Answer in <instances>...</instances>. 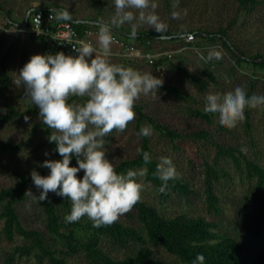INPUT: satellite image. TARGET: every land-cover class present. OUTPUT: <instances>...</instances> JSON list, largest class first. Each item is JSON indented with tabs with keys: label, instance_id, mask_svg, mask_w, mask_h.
Segmentation results:
<instances>
[{
	"label": "rangeland",
	"instance_id": "374dc122",
	"mask_svg": "<svg viewBox=\"0 0 264 264\" xmlns=\"http://www.w3.org/2000/svg\"><path fill=\"white\" fill-rule=\"evenodd\" d=\"M27 1L28 8L25 7L27 11H23L24 13H28L29 9L32 8L31 5L36 6L34 4L37 2L42 1L50 4L52 0ZM34 1L37 2L33 3ZM112 1L104 0L108 8L102 9L95 0H66V2L60 0L64 5L69 6L71 9L77 8L82 11V14L88 16L100 9L102 15L109 16L112 13V6H110L113 5ZM182 1H180V4L178 3L176 9H173L172 4L168 5L164 0H156L158 4L156 12L165 25L162 31L185 33L191 29L204 28L206 31L215 33L221 27H230L232 20H237V24L229 29V34L235 39L237 47L243 49L248 56L254 55L258 50L263 51L262 54H264V25L262 23L264 4L259 5L253 13L247 14L239 11V6L235 0H187V2L184 0L185 4ZM18 2V0H13V3L18 4ZM43 7H46V5ZM174 11L178 13V16H173ZM140 28L156 31L147 25ZM95 44L98 48L97 39H95ZM213 49L222 53L221 59H207L208 52ZM149 50L153 52H173V58L169 59V67L155 71L153 66L145 61H135L128 64L115 55L110 56L109 59L114 64L125 67L130 66L141 72L153 73L154 76L163 80V86L180 89L187 95L188 99L174 98L166 93L162 86L156 98L141 96L136 102V106L142 107L144 112L155 116L158 121H162L179 131L190 133L191 131L204 130L210 135L207 139L197 138L191 140L189 137L184 138L181 144L184 150L179 151L173 149V144L169 138L163 137L159 132L153 130L150 135L153 154L158 159L161 157L170 158L177 172L186 175L194 183L195 190L203 189L202 165L205 160L212 161L215 158L217 144L242 149L249 157L257 160L264 167V105L257 108H245V118L249 115L252 125L250 131H248L245 121L232 129L222 127L218 122V113H208L210 121L193 115L194 110L204 111V97L209 92L223 94L232 91L236 86H242L249 96L252 94L264 95V70L258 67L239 65L234 54L224 47L219 40L208 42L203 38L195 37L193 42H188L186 40L170 41L169 39L153 44ZM118 51L117 48L111 50V52ZM35 54L47 55L51 53L45 49L41 42L33 41L25 32L16 30L12 33L0 32V63L8 57L6 65L8 68L7 75L10 78L7 89L0 87V115L7 113L9 107L14 105L20 111L27 109L39 111L24 95L23 87H18L13 82L18 79L19 71ZM217 62H222L220 66L225 67L227 72L222 76L218 75L221 77L220 80L217 83L210 84L205 92L190 84L184 72L180 71V69H183L202 76L211 64ZM2 76L3 69L0 67V77ZM69 102L83 103V99L71 97ZM134 111L136 113L135 120L129 123L124 132L113 131L105 137L106 156L114 167L120 160L128 159L137 153L140 141L135 135L138 113L135 109ZM35 125L41 127L37 130L34 144L29 145L22 152H0V189L16 183L18 181L16 172L18 171L31 176V171L35 169L41 175L42 171L47 169L39 166L44 160H59L54 147L51 145H47L44 150L35 148L36 143L45 141L49 136V131H52L51 129L48 131L47 126L42 124L37 112L26 115L24 118H18L12 123L0 124V139H12L15 142L24 141L28 139ZM145 125L149 124L146 122ZM45 152H48L49 155L45 156ZM220 164L227 169L231 177L223 179L216 188L221 207L219 214L207 210L204 192H201L199 196L193 195L191 204H188L186 199H172L167 212L174 214L183 211L193 216H206L209 220L219 224V233L233 236L247 243L248 254L254 261H257L259 245L256 229L257 225L260 224L264 232V190L258 191L256 188L257 181L250 180L246 172L237 171L231 161L220 160ZM70 166H78L75 159L71 158ZM78 174L84 175L83 171ZM138 182L143 184L142 177L139 176ZM29 190L34 196L38 197V189L35 186H30ZM154 197L151 188L146 186L142 192V198L158 206ZM17 210L27 227H39L42 231H45L43 208L37 199L29 195L26 201L17 205ZM120 219L126 221V214L121 216ZM135 225L139 227L137 221ZM2 227L3 222L0 221V264H2L3 255L10 252L13 246V243L7 241L1 233ZM46 238L52 248L62 247V244L55 242L56 236L48 234ZM15 243H21V240L16 239ZM108 247L116 255H124L131 251L119 249L113 245ZM153 248L159 259L171 264H183L176 256L167 253L163 248L157 246H153ZM71 260L72 262L76 261L77 264H89L83 257H76ZM22 264H31V262L24 261Z\"/></svg>",
	"mask_w": 264,
	"mask_h": 264
},
{
	"label": "trees",
	"instance_id": "16d2710c",
	"mask_svg": "<svg viewBox=\"0 0 264 264\" xmlns=\"http://www.w3.org/2000/svg\"><path fill=\"white\" fill-rule=\"evenodd\" d=\"M164 1L168 5H173V0ZM180 1L178 0L179 4ZM185 1L187 2V0ZM185 1L182 2L185 4ZM235 1L239 6V11L247 14L253 13L259 5L264 4V0ZM95 2L102 9L108 8L104 0H95ZM110 6H112V13L109 16L102 15L101 9L90 16L84 15L81 10L71 9L61 3L60 0H52L44 9L57 8V15L62 11H67L70 14L69 17L75 21H81L74 23V26L80 33H83L88 27L98 31L99 22L102 19L107 21L114 12V6L112 4ZM0 9L4 10L1 4ZM31 18L32 15L29 17V26ZM26 19L27 14L24 15V20ZM262 23L264 25V19ZM235 24H237V20H232L230 27H221L215 33L206 31L204 28L191 29L185 33L170 32L168 30L158 33L151 29L139 28L136 37H121L126 41L137 43L143 49H150L153 44L165 41L156 39L157 36H172L170 41H185V37L192 33L195 37L203 38L208 42L219 40L224 47L234 54L239 65L258 67L264 70L263 51L258 50L254 55L248 56L243 49L237 47L235 39L229 34V29ZM8 25L10 26L9 23ZM118 29L130 33L128 24ZM181 35L185 36L181 37ZM29 37L33 41L41 42L52 55L57 53L45 39H39L33 35H29ZM7 58L0 63V67L3 69V76L0 77V87L5 89L10 83V78L7 75ZM221 63L211 64L202 76L183 69H180V71L184 72L190 84L205 92L210 84L217 83L220 80L221 77L213 72V67ZM151 66L155 71L163 70L169 67V59L160 58ZM162 88L174 98L188 99L187 95L176 87L164 85ZM134 109L138 113L135 135L140 141L138 146L140 152L137 151L134 156L120 160L115 166V170L117 173H126L129 169L135 171L146 170V174L142 176V182L145 186L151 188L158 206L142 198L130 212L126 213V221L119 219L112 225L95 228L87 216L81 218L79 222L65 223L64 217L70 213L71 201L50 192L48 198L40 202L45 220V231H42L39 227H27L17 210V205L28 199L29 195L26 192L29 191L30 186H34L31 176L18 171L16 172L18 181L13 185L0 189V221L3 222L1 233L7 241L13 243L11 251L3 255L2 264H22L24 261H30L31 264H77L76 261L72 262L71 260L76 257H83L89 264H171L159 259L153 246L163 248L167 253L176 256L183 264H192L198 253L204 255V264H264V232L260 224L257 225L256 229L259 257L257 261H254L248 254V244L233 236L219 233L217 222L211 221L203 215L193 216L183 211L174 214L167 212L172 199H186L187 203L191 204L193 195L199 196L201 192H204L207 210L219 214L221 207L216 188L223 179L231 177L227 169L220 164V160L231 161L237 171L246 172L250 180H256L258 191L264 190V167L257 160L249 157L242 149L217 144L215 158L212 161L205 160L202 165L204 175L202 190H195L194 183L186 175L178 172L176 179L168 181L166 192L161 193L158 189L162 186V181L155 175L160 159L153 154L150 136L139 135L141 126H144L147 122L153 130L159 132L163 137L169 138L173 144V149L179 151L184 150L181 145L184 138L189 137L191 140L197 138L207 139L210 135L204 130L191 131L190 133L179 131L162 121H158L155 116L144 112V109L138 105H135ZM33 112L39 113L35 109L20 111L15 105L11 106L7 113L0 115V124L12 123L16 119L24 118ZM193 115L210 121V116L205 111L194 110ZM244 121L247 129H249L248 131H250L252 125L249 115ZM40 127V125H35L28 139L21 142H15L12 139H0V152L17 153L24 151L29 145L36 142L35 135ZM47 145H51L54 149L56 147L54 143H49L46 139L37 142L35 148L44 150ZM144 151L150 154V163H144L142 158ZM56 156L59 160H62L57 152ZM72 158L76 160L74 155ZM49 172V169L43 170L41 175L47 176ZM77 175L78 178L83 177ZM136 179L138 181L139 176ZM39 195L40 190L38 189V197ZM136 221L139 227L135 225ZM48 234L56 236L55 242L62 244V247L52 248L46 238ZM16 239H20L21 243H15ZM108 244L131 251L124 255H116L108 247Z\"/></svg>",
	"mask_w": 264,
	"mask_h": 264
},
{
	"label": "clouds",
	"instance_id": "9594fccd",
	"mask_svg": "<svg viewBox=\"0 0 264 264\" xmlns=\"http://www.w3.org/2000/svg\"><path fill=\"white\" fill-rule=\"evenodd\" d=\"M113 6L111 17L99 22L98 48L81 41L73 49L75 56L62 51L54 55H32L13 81L23 87L24 95L39 109L42 124L52 130L47 139L56 145L54 151L62 157V160L46 159L39 165L50 170L47 176L35 169L31 171L32 182L40 195L36 197L30 190L26 194L38 202L45 201L50 192L64 197L71 201L65 223L79 222L87 216L95 228L112 225L130 212L141 201L146 187L136 179L144 176L146 170L116 172L106 156L105 137L113 131L124 132L135 120L134 108L141 96L156 98L163 86V80L153 73L114 64L109 59L113 29L128 24L134 37L145 25L158 33L165 28L156 12V0H113ZM172 7H178V0ZM69 15L62 11L57 19L67 20ZM173 16L178 13L174 11ZM221 57L222 53L213 49L207 59ZM71 97L81 98L83 103H70ZM204 101V111L218 113L219 124L232 129L244 121L246 107L264 105V95L249 96L244 87L236 86L223 94L209 92ZM152 132L151 125H144L139 135L147 137ZM73 155L78 166H70ZM142 158L145 164L151 162L147 151L142 153ZM81 171L84 175L78 178ZM155 175L162 181L159 192L165 193L168 181L176 179L178 172L170 158L161 157ZM204 262V255L198 253L192 264Z\"/></svg>",
	"mask_w": 264,
	"mask_h": 264
},
{
	"label": "built area",
	"instance_id": "2783aa9c",
	"mask_svg": "<svg viewBox=\"0 0 264 264\" xmlns=\"http://www.w3.org/2000/svg\"><path fill=\"white\" fill-rule=\"evenodd\" d=\"M58 11V10H57ZM30 26L19 27L8 25V22L0 14V32L12 33L13 31L25 32L28 35H33L37 38L45 39L50 47L56 52H64L66 55H77L73 50L80 46L81 41L90 42L94 47L95 39H97L98 31L92 27H88L83 33H80L74 26V22L69 19H57L58 15L55 9L45 10L44 7L32 9ZM113 43L111 50L119 49L118 52H111V56H119L126 63L145 61L149 65L155 64L160 58L171 59L173 52H153L149 49H143L135 42L126 41L121 35L113 32ZM186 41L193 42L194 34H189L185 37Z\"/></svg>",
	"mask_w": 264,
	"mask_h": 264
},
{
	"label": "crops",
	"instance_id": "0c3cea01",
	"mask_svg": "<svg viewBox=\"0 0 264 264\" xmlns=\"http://www.w3.org/2000/svg\"><path fill=\"white\" fill-rule=\"evenodd\" d=\"M18 1L19 2L17 4V3H13V0H0V4L4 8V11H6L8 15L11 17L13 24L23 23L25 21L24 15L27 13V12L24 13L23 11H27L25 7L28 8V1L27 0H18ZM35 2L37 1H34L33 3ZM34 5L36 6L31 5L32 8L30 7L31 9L29 10H32L37 7H43L45 5L48 6L49 4H46L40 1V2L35 3ZM0 14L2 15V13Z\"/></svg>",
	"mask_w": 264,
	"mask_h": 264
},
{
	"label": "water",
	"instance_id": "95a60500",
	"mask_svg": "<svg viewBox=\"0 0 264 264\" xmlns=\"http://www.w3.org/2000/svg\"><path fill=\"white\" fill-rule=\"evenodd\" d=\"M55 10H58L57 8H53ZM32 10L29 11L28 13V16L30 17V13H31ZM0 13H2L3 17L12 25L13 24V21L11 19V17L8 15V13L2 9H0ZM29 17H27V19L23 22V23H19V24H14L16 26H19V27H27L28 24H29ZM70 20L74 23H79L81 21H75L73 18L69 17ZM113 32L121 35V36H124V37H128V38H133V36L131 35V33H128V32H125V31H122V30H119V29H113ZM137 36V35H136ZM134 36V37H136ZM185 35H181V37H184ZM156 39H163V40H169V39H172V36H157ZM213 72L216 74V75H224L226 72H227V69L223 66H220V65H215L213 67Z\"/></svg>",
	"mask_w": 264,
	"mask_h": 264
},
{
	"label": "flooded vegetation",
	"instance_id": "af4514ba",
	"mask_svg": "<svg viewBox=\"0 0 264 264\" xmlns=\"http://www.w3.org/2000/svg\"><path fill=\"white\" fill-rule=\"evenodd\" d=\"M28 13H29V12H28ZM28 13H27V17H29V16H28Z\"/></svg>",
	"mask_w": 264,
	"mask_h": 264
}]
</instances>
